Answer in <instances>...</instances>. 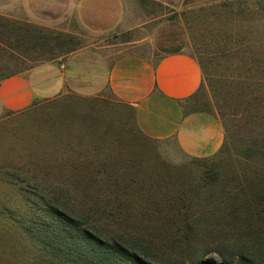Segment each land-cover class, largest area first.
Returning a JSON list of instances; mask_svg holds the SVG:
<instances>
[{
  "label": "rangeland",
  "instance_id": "obj_1",
  "mask_svg": "<svg viewBox=\"0 0 264 264\" xmlns=\"http://www.w3.org/2000/svg\"><path fill=\"white\" fill-rule=\"evenodd\" d=\"M243 1L122 0L125 25L104 39L67 11L54 22L0 13V74L84 46L103 48L108 60L183 51L202 69L188 110L209 112L224 128L221 147L203 160L182 152L174 138L142 136L132 109L109 92L63 94L22 112L2 111L0 264H63L27 227L41 229L45 203L75 215L83 199H94L76 186L93 181L89 176L102 187L88 190L100 189L101 203L120 209L128 226L153 231L172 218L196 229L191 253L201 259L219 264L220 252L237 248L233 239L255 241L250 226L264 223L254 213L264 205V18L249 11L252 0ZM94 218L90 223L108 222Z\"/></svg>",
  "mask_w": 264,
  "mask_h": 264
},
{
  "label": "crops",
  "instance_id": "obj_2",
  "mask_svg": "<svg viewBox=\"0 0 264 264\" xmlns=\"http://www.w3.org/2000/svg\"><path fill=\"white\" fill-rule=\"evenodd\" d=\"M66 11L97 39L120 33L125 25L122 0H0V13L26 21L54 22L64 19ZM102 49L80 47L63 59L40 62L0 80V113L22 112L63 94L100 98L109 92L134 111L145 136L174 138L182 152L196 158L219 150L224 139L220 119L186 105L202 83L196 58L173 51L155 57L127 53L108 60Z\"/></svg>",
  "mask_w": 264,
  "mask_h": 264
},
{
  "label": "trees",
  "instance_id": "obj_3",
  "mask_svg": "<svg viewBox=\"0 0 264 264\" xmlns=\"http://www.w3.org/2000/svg\"><path fill=\"white\" fill-rule=\"evenodd\" d=\"M243 3L246 5L247 0ZM257 10L264 18V0H252L249 11ZM194 57V56H193ZM195 58V57H194ZM19 72L0 74V80ZM133 111V110H132ZM134 112V111H133ZM138 132L145 136L137 128ZM213 156V155H212ZM211 157V156H210ZM197 158V159H206ZM196 158V157H194ZM91 162V161H90ZM80 162L79 164H83ZM74 170L80 171L77 167ZM71 180H86L84 176H68ZM90 183L76 186H86L85 195L94 199L79 203L75 215L63 210L55 203H45L41 229L27 227L29 232L42 236V246L53 254L56 259L63 258V264H216L212 260H204L191 253L192 243L196 240L197 231L191 226L171 223L173 219L155 228L153 231L123 223L121 210L115 205L101 203L98 196L100 189L89 191L88 188H101V183L94 176H89ZM108 179V178H107ZM81 194V192H80ZM261 201V200H260ZM262 202V201H261ZM264 203V201L262 202ZM256 222L264 221V205H258ZM94 220H107V223H90ZM77 216V217H75ZM255 221V220H254ZM255 241H238L232 254L220 252L222 261L219 264H264V223H252ZM129 229V230H128ZM241 240V239H240Z\"/></svg>",
  "mask_w": 264,
  "mask_h": 264
}]
</instances>
